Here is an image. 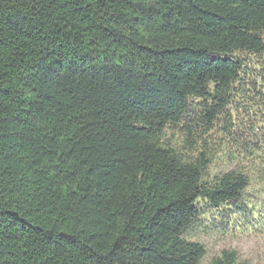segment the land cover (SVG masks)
Returning a JSON list of instances; mask_svg holds the SVG:
<instances>
[{
	"label": "trees",
	"instance_id": "obj_1",
	"mask_svg": "<svg viewBox=\"0 0 264 264\" xmlns=\"http://www.w3.org/2000/svg\"><path fill=\"white\" fill-rule=\"evenodd\" d=\"M263 30L264 0H0V264H198L184 232L249 175L161 136L242 106Z\"/></svg>",
	"mask_w": 264,
	"mask_h": 264
},
{
	"label": "rangeland",
	"instance_id": "obj_2",
	"mask_svg": "<svg viewBox=\"0 0 264 264\" xmlns=\"http://www.w3.org/2000/svg\"><path fill=\"white\" fill-rule=\"evenodd\" d=\"M255 68L256 73L250 75L257 78V84L239 86L236 100L242 106H231L230 115L222 114L207 125L202 119L203 101L195 100L180 122L161 136L163 144L186 158H196L201 152L208 156V181L229 170L249 175L239 204L227 206L226 213L207 211L184 232L187 240L205 248L198 264H209L224 250L233 251L246 264H264V71ZM258 146L262 150L253 152ZM231 213L234 216L229 218Z\"/></svg>",
	"mask_w": 264,
	"mask_h": 264
}]
</instances>
